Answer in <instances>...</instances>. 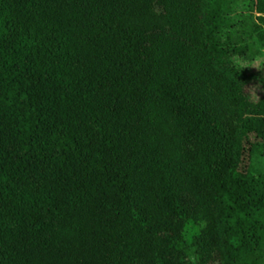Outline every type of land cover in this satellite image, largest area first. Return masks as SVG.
Listing matches in <instances>:
<instances>
[{
  "label": "trees",
  "instance_id": "1",
  "mask_svg": "<svg viewBox=\"0 0 264 264\" xmlns=\"http://www.w3.org/2000/svg\"><path fill=\"white\" fill-rule=\"evenodd\" d=\"M263 48L264 0H0V264H264Z\"/></svg>",
  "mask_w": 264,
  "mask_h": 264
},
{
  "label": "rangeland",
  "instance_id": "2",
  "mask_svg": "<svg viewBox=\"0 0 264 264\" xmlns=\"http://www.w3.org/2000/svg\"><path fill=\"white\" fill-rule=\"evenodd\" d=\"M246 6L243 2L239 1L236 4L232 6V12L227 16L228 18V23L229 24H234L236 21L240 20V18L246 15ZM242 19V18H241ZM226 31L231 33L230 40L227 41L226 39ZM249 37L247 31L243 29L242 27H236L230 29H224L221 34L218 35V40L220 43H234L238 39L245 40ZM255 41V40H253ZM234 64L238 67H245L248 72L254 73L258 72L262 67L261 64L264 62V48L260 50V55L259 57L253 61L252 63H244L238 59H234ZM264 74V73H263ZM247 91L249 93L250 98L253 101H257L260 97L264 95V87L261 83L258 81L252 82L248 88ZM253 164L254 167L262 172H264V157H256L253 159Z\"/></svg>",
  "mask_w": 264,
  "mask_h": 264
}]
</instances>
